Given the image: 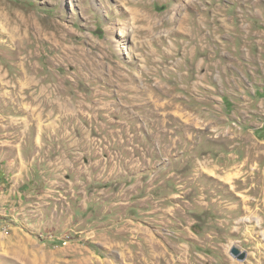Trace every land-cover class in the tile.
I'll list each match as a JSON object with an SVG mask.
<instances>
[{
  "label": "rangeland",
  "instance_id": "rangeland-1",
  "mask_svg": "<svg viewBox=\"0 0 264 264\" xmlns=\"http://www.w3.org/2000/svg\"><path fill=\"white\" fill-rule=\"evenodd\" d=\"M0 264H264V0H0Z\"/></svg>",
  "mask_w": 264,
  "mask_h": 264
},
{
  "label": "water",
  "instance_id": "water-1",
  "mask_svg": "<svg viewBox=\"0 0 264 264\" xmlns=\"http://www.w3.org/2000/svg\"><path fill=\"white\" fill-rule=\"evenodd\" d=\"M231 253H232L235 257H237L238 259H241V260L245 259L246 256H247V253H246V252L242 251L241 249H239V248L236 247V246L232 248Z\"/></svg>",
  "mask_w": 264,
  "mask_h": 264
}]
</instances>
